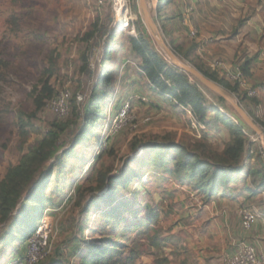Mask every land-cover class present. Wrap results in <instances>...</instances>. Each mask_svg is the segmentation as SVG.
<instances>
[{"label":"rangeland","instance_id":"rangeland-1","mask_svg":"<svg viewBox=\"0 0 264 264\" xmlns=\"http://www.w3.org/2000/svg\"><path fill=\"white\" fill-rule=\"evenodd\" d=\"M165 1L158 0L161 6H156L155 0L148 1L162 38L184 63L205 70L203 58L191 50L195 37L187 30L182 29L173 41L163 35L155 10H166L175 3L169 0L164 4ZM114 3L115 0H0V181L32 147L39 146L51 123L67 125L49 159L42 158L45 148L41 155L31 158L36 182L9 210L5 220L0 213V240L7 237L10 246L6 251L0 246V263L5 257L11 259L8 256L16 248L17 252L22 250L23 256L26 254L25 247L34 233L21 246L10 245L9 237L21 231L26 221L29 212L23 200L47 175L50 183L43 192L46 202L40 206L44 208L40 222L47 225L46 246L34 264H79L81 241L90 240L88 229L102 221L97 209L86 212V204L91 196L100 197L111 177L126 183L116 192L117 202H131L133 209H144L148 204L159 212L152 229L157 231L160 244L149 241L153 230L128 241L141 251L136 264H224V258L237 245L232 241L215 242L214 237L203 240L194 233L188 212L192 203L188 189L193 188L158 169L149 156L152 147L169 142L206 154L218 153L230 138L228 124L220 122L221 128L216 129L213 122V128L207 129L203 116L196 115L205 129L193 128L191 117L186 111L178 112L168 94L158 98L153 88H147L148 69L156 58L172 64L145 26L138 0H120L121 12L115 11ZM60 93L67 94L65 107L56 110L51 100ZM92 94L101 99L94 113L99 114L98 119L103 118L97 124L93 122L90 135L80 136L86 130L84 123L93 115L88 110ZM142 95L150 100L140 98ZM154 101L161 104L157 111L153 109ZM125 103L130 105L127 120L112 128L116 113ZM215 103L247 129L244 132L254 153L264 147V135L261 140L227 102ZM246 112L264 133V105ZM206 130L209 131L205 133ZM77 137L78 141L87 137V147L78 143L74 156L62 158L59 178L61 167L55 166L56 157ZM57 179L62 183L59 191ZM197 194L200 200L207 201L202 193ZM96 205L105 208L101 202ZM230 205H222V211L231 210L229 214L238 220L239 205ZM257 205L247 202L245 206L254 209ZM125 216L129 218L130 212ZM99 237L95 239L102 243ZM118 241L124 242V236Z\"/></svg>","mask_w":264,"mask_h":264},{"label":"trees","instance_id":"trees-1","mask_svg":"<svg viewBox=\"0 0 264 264\" xmlns=\"http://www.w3.org/2000/svg\"><path fill=\"white\" fill-rule=\"evenodd\" d=\"M150 65L148 69L150 84L157 94H168L167 96L177 104L190 105L194 113H204V110L209 107L212 108L213 111L223 117L229 126L230 133V139L224 144L223 150L213 155L188 149L174 142L157 144L152 147L153 150L149 155L155 160L157 168L162 169L167 175L177 179L180 184L189 185L197 192L202 193L207 200L216 197L219 193L225 192V190H229L232 184H235L237 181L243 183L246 189H264V165L260 166L258 163H255L244 168L246 161L254 158L256 155L251 150V140H248L244 132L247 129H244L239 122L237 123L234 116L227 115L222 108L221 112L218 109V105L215 107V101L219 100L223 102L224 100L219 96L215 97L214 94L204 89L193 77H190L172 65L164 63L159 58H156ZM196 69L215 81L222 88L232 93L236 91V85H229L224 79L218 78L212 73L201 70L198 67ZM101 82H104V80ZM105 97L107 95L103 98ZM96 98L92 94V102L88 110H91L90 113H93V115L84 123L85 126L83 128H86V130H83L80 136L90 135V132L94 129V125L103 118L101 116L98 119L99 114L94 113L101 101L99 97L96 96ZM239 101L242 104L241 99ZM242 106L246 109L244 105ZM230 121H234V123L231 125ZM93 122H95L94 125ZM50 126L46 136L40 141L39 146L32 147L24 155L21 163L11 166L6 176L0 181V213L3 220L6 219L9 210L27 192L29 186L36 182V178H33L34 176L31 171V158L41 155L42 149L45 148L47 151L42 158L44 161L49 159L56 148L60 135L67 128L65 124L54 122ZM78 138L74 140L63 154L56 157V167L60 168L62 166V158H70L76 154L74 146L78 143H82L84 149L87 147L85 145L87 137H84L83 141H78ZM58 171L60 178L63 167ZM48 182L47 175L31 188L28 197L23 200L25 203L24 207L28 208L29 213L26 216V221L21 225V231L10 234L12 235V237H9L10 245L17 243L21 246L34 233L36 226L42 218L41 214L44 208L42 209L40 206L46 202L43 192ZM56 184L58 187L56 191L61 190L60 185L62 183L59 179H57ZM125 185L124 181H119V177H111L109 187L105 189L100 197L93 195L87 202L85 207L86 212L88 211L89 213L91 208L97 209L102 221L97 222L94 227L88 229L91 237L90 240L81 241L83 242V251L77 255L79 264H136V261L141 256L139 246L136 244L130 245L128 241L134 240L135 236L149 234L159 219V212L156 207L148 204L144 205V209L142 207L133 209L131 202L128 203L125 200L117 202L116 192L120 187H124ZM96 202H101L105 208L101 207V205H96ZM31 207H35V210L31 211ZM37 212H39L37 216L40 219H36L35 213ZM129 212L130 217L132 216L131 218L125 216V214L129 215ZM97 235L100 236L99 240H103L102 243H98L99 241L95 239ZM123 236L125 241L119 242L118 240ZM7 240V237L6 240L3 238L0 240V246L4 251L10 247ZM149 241L153 244H160L157 231L153 230L152 235H149ZM17 250L18 248L11 252L8 258L16 257L18 254ZM22 254L23 252H20L18 256H22ZM5 258L4 262L0 264H5L9 260L7 257Z\"/></svg>","mask_w":264,"mask_h":264},{"label":"crops","instance_id":"crops-1","mask_svg":"<svg viewBox=\"0 0 264 264\" xmlns=\"http://www.w3.org/2000/svg\"><path fill=\"white\" fill-rule=\"evenodd\" d=\"M155 1L157 6L158 0ZM168 1L166 0L164 4ZM161 5L163 4L158 6ZM263 5L264 0H175V3L173 2V5L167 7L166 10L158 7L155 10V18L161 26L163 35L172 41L181 35L182 29L188 32L190 29H195L197 36L194 38L191 50L203 58L205 71L228 81L229 85H236L237 89L233 94L237 99H241L246 108L245 111H254L264 105ZM217 60L222 61L225 66H239L243 72L246 87H239L229 80L221 69L214 68L213 63ZM147 88H152L150 80ZM247 89H254L256 98L249 97ZM152 91L159 98V94L154 89ZM147 97L140 96L144 100H150ZM169 100L172 102L171 104L177 105L178 112H183V109L170 97ZM154 102L153 109L157 111V106H161V104L157 101ZM218 109L222 112L220 106ZM195 114L199 117L203 116L205 121L201 119L206 123L207 129L213 128V122L217 124V126L215 124L216 129L221 128L220 122L226 123L223 117L210 107L204 110V113L195 112ZM207 131L209 130H206L205 133ZM228 134L230 136V133ZM258 156L259 151L256 152L254 158L246 161L244 168L255 163L263 166L261 164L263 161L261 159L260 162ZM235 184L238 185L232 184L229 190H225L207 201L200 200L196 190L188 189L193 203L190 202L191 207L188 211L192 215H190L191 220H193L190 227L203 240H207V237H214L215 242L232 241L233 244L242 240L249 241L255 246L258 253L264 255V189H246L244 184L239 181ZM188 188L192 187L188 185ZM180 189L186 190L184 187ZM247 202L258 204L254 207L258 214V220L250 231L244 232L241 228L240 218L238 220L233 218L229 214L231 210L222 211L224 210L222 205L231 204L230 206H235V208L239 205V210L240 207H246ZM197 228L199 229L198 233H196ZM20 252L22 253V250L17 253Z\"/></svg>","mask_w":264,"mask_h":264},{"label":"built area","instance_id":"built-area-1","mask_svg":"<svg viewBox=\"0 0 264 264\" xmlns=\"http://www.w3.org/2000/svg\"><path fill=\"white\" fill-rule=\"evenodd\" d=\"M100 2H102V0H100ZM189 34L192 37H196L197 31L195 29H190ZM213 67L221 69L225 76L232 82L236 83L239 87H246V81L239 66H225L222 61L217 60L213 63ZM246 92L249 97L256 96V91L254 89H247ZM66 97L67 94L60 93L51 100V105L56 110L64 109ZM178 106L183 109V111H186L188 116L191 117V125L193 128H199L201 130L205 129V125L201 124L196 114L192 111L189 105L185 106L178 104ZM129 109L130 105L128 103H125L123 107L118 110L115 119H113L112 128L120 126L127 120ZM259 155L261 156V158H264L263 149L259 151ZM238 212L240 214V223L242 230L244 232L250 231L257 223V212L254 209H250L248 207H240ZM46 231L47 225H43L41 222H39V224L35 228L33 237L25 247L26 254L24 256L22 254V256L11 258L6 264H34L37 260V257L41 255L42 249H44V247L46 246ZM224 264H264V255L258 253L252 243L242 240L237 243L233 252L224 258Z\"/></svg>","mask_w":264,"mask_h":264},{"label":"water","instance_id":"water-1","mask_svg":"<svg viewBox=\"0 0 264 264\" xmlns=\"http://www.w3.org/2000/svg\"><path fill=\"white\" fill-rule=\"evenodd\" d=\"M138 8L142 15L143 22L148 28L149 33L155 39L160 49L165 52L168 56L170 63L183 71L184 73L194 77L203 88L214 93L215 95L221 97L225 102H227L236 112V114L241 118V120L250 128L252 131L263 140V131L255 124L253 119L248 115V113L243 109V107L236 101H234L230 94L222 88L215 81L211 80L203 73H201L195 67L184 63L168 46L167 42L162 38L159 29L156 25L154 18L152 17L150 10L148 8L147 0H138ZM264 150V147H262ZM259 161L261 162V156H258ZM264 165L263 162H261Z\"/></svg>","mask_w":264,"mask_h":264},{"label":"bare ground","instance_id":"bare-ground-1","mask_svg":"<svg viewBox=\"0 0 264 264\" xmlns=\"http://www.w3.org/2000/svg\"><path fill=\"white\" fill-rule=\"evenodd\" d=\"M114 9H115L116 12H121V3H120V0H115Z\"/></svg>","mask_w":264,"mask_h":264}]
</instances>
